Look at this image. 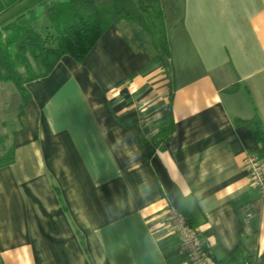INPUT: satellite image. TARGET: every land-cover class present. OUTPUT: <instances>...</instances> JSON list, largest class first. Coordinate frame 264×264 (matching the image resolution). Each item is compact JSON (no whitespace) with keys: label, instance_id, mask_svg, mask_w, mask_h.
<instances>
[{"label":"crops","instance_id":"0c3cea01","mask_svg":"<svg viewBox=\"0 0 264 264\" xmlns=\"http://www.w3.org/2000/svg\"><path fill=\"white\" fill-rule=\"evenodd\" d=\"M38 1L0 0V16ZM162 10L167 70L147 35L120 22L82 61L63 55L26 83L0 150V264H188L169 206L213 262L243 244L264 264V196L242 165L258 144L235 123L256 115L264 126V0ZM167 116L173 134L146 158L136 135Z\"/></svg>","mask_w":264,"mask_h":264},{"label":"trees","instance_id":"16d2710c","mask_svg":"<svg viewBox=\"0 0 264 264\" xmlns=\"http://www.w3.org/2000/svg\"><path fill=\"white\" fill-rule=\"evenodd\" d=\"M120 22L132 24L147 35L155 50L153 60L167 70L170 47L162 0H40L0 22V81L12 83L17 91V113H21L28 95L26 83L47 74L63 55L82 61L107 27ZM33 63L42 71L37 73ZM257 117L236 119L235 123L251 129L258 144L254 153L264 160V126ZM172 134V119L167 116L151 137H136L147 158ZM245 248L238 244L213 264H252L255 256Z\"/></svg>","mask_w":264,"mask_h":264},{"label":"built area","instance_id":"2783aa9c","mask_svg":"<svg viewBox=\"0 0 264 264\" xmlns=\"http://www.w3.org/2000/svg\"><path fill=\"white\" fill-rule=\"evenodd\" d=\"M243 168L247 172L249 184L260 196H264V160L255 153H248L243 157ZM252 210L245 213L244 222L251 217ZM164 219L170 231L177 237L184 251L188 264H213L206 252L196 230L187 222L184 214L175 206H169Z\"/></svg>","mask_w":264,"mask_h":264},{"label":"rangeland","instance_id":"374dc122","mask_svg":"<svg viewBox=\"0 0 264 264\" xmlns=\"http://www.w3.org/2000/svg\"><path fill=\"white\" fill-rule=\"evenodd\" d=\"M19 7H14L0 16V22L12 19ZM20 101L18 93L10 82L0 81V150L7 148L10 144L9 137L17 127L16 106ZM8 137L7 141L5 137Z\"/></svg>","mask_w":264,"mask_h":264}]
</instances>
